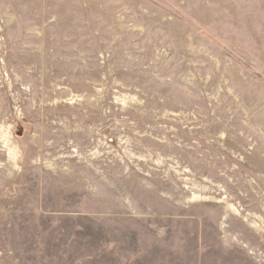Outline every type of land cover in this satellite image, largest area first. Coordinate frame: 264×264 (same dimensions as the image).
Masks as SVG:
<instances>
[{"label": "rangeland", "instance_id": "rangeland-1", "mask_svg": "<svg viewBox=\"0 0 264 264\" xmlns=\"http://www.w3.org/2000/svg\"><path fill=\"white\" fill-rule=\"evenodd\" d=\"M0 264H264V0H0Z\"/></svg>", "mask_w": 264, "mask_h": 264}]
</instances>
